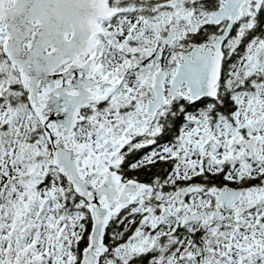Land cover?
<instances>
[{"label": "snow or ice", "instance_id": "1", "mask_svg": "<svg viewBox=\"0 0 264 264\" xmlns=\"http://www.w3.org/2000/svg\"><path fill=\"white\" fill-rule=\"evenodd\" d=\"M0 264H264V0H0Z\"/></svg>", "mask_w": 264, "mask_h": 264}]
</instances>
